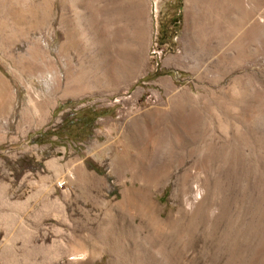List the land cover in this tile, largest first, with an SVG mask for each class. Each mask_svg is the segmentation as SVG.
Here are the masks:
<instances>
[{"label": "rangeland", "instance_id": "obj_1", "mask_svg": "<svg viewBox=\"0 0 264 264\" xmlns=\"http://www.w3.org/2000/svg\"><path fill=\"white\" fill-rule=\"evenodd\" d=\"M33 1L46 11L26 18L33 29L8 33L11 47L0 30V264H72L52 246L71 231L56 217L53 198L61 205L65 195L74 199L69 208H77L65 211L95 225L114 211L123 191L137 198L127 208L135 224L137 211L154 200L163 208L161 219L170 213L183 218L181 229L190 235L183 264H247L253 258L264 264V145L244 148L235 165L214 166L201 203L204 208L213 201L212 213L179 215L181 198L172 196L182 169L175 159L191 152L198 157L212 137L213 144L223 138L228 144L241 130L235 126L250 127L264 104V34L244 59L218 66L242 34L241 12L254 6L197 0L195 29L187 31L190 0H120L130 13L139 62L119 78L106 60L119 43L110 0ZM11 2V18L21 26L29 0ZM33 41L36 53L28 60L22 54ZM66 77L71 86L65 87ZM118 159L138 161L146 183H136L129 172L118 179ZM60 180L66 183L57 186ZM34 244L40 252L25 260ZM109 258L99 246L92 264H109Z\"/></svg>", "mask_w": 264, "mask_h": 264}, {"label": "bare ground", "instance_id": "obj_2", "mask_svg": "<svg viewBox=\"0 0 264 264\" xmlns=\"http://www.w3.org/2000/svg\"><path fill=\"white\" fill-rule=\"evenodd\" d=\"M7 1L8 3L10 2V4L6 5L5 2L3 3L1 2L0 4V30L4 35V37L6 38L3 39L2 43L11 47V42L9 41L8 33L15 32L17 29L18 30L22 29V27L24 26H27L28 29H33V26L27 23L26 18L28 16L30 17L32 15H36L38 14V12L45 14L46 11L41 5H39L41 7L37 8L35 2L34 1L31 2L32 0H29L28 2L29 5L24 4L22 10L20 11L22 13L23 19H25L26 22L23 21L24 23L21 26L20 25L16 26L15 22H13L14 20L11 18L14 15L13 2H11L12 0H7ZM239 1L241 5H244L242 7L240 5L242 9H245L246 8L245 6H249V5H250L249 7L251 6L254 7L253 8L251 7L252 8L250 10L251 12L246 14H245L246 11L244 13L240 11L242 14H240L239 30L242 32V34L241 35L239 34L240 37L235 41L236 43L233 45V49L230 52H228L226 56H220L218 58L219 59L218 66L221 62H223L224 64H234V63H238V61H241V59H244L246 55H248V53L250 52V47L252 45H255L258 49L259 41H257L256 39H258L257 37L259 35L264 34V26L260 25L261 20L263 21L264 19V0H239ZM197 2L198 1L195 0V4H194L193 1L190 0V5L188 7L189 10L187 15V23H186L187 29L185 28L187 31L191 29L193 30L194 28L191 17H193L198 11L197 8L199 5L197 4ZM122 3L123 2H121L120 0H110L108 2V4H110L113 8L112 15H113L114 23L116 24L115 31L117 33L119 43H118V51L116 52V54H114L110 58H107L106 60H108V62L110 61L111 64L112 63L114 64L116 74L117 76L119 75V78L122 77L124 78V75L127 74L132 67H136L137 63L139 62L137 59L136 48L134 44V42L136 41L135 38L136 35L134 31H132V29H130L128 26L130 24V16H129L130 13H126L127 11L123 10L124 7H122L123 6L121 5ZM101 6L104 7V1L103 4H100V9H102ZM219 7L220 6H218V8ZM69 29L67 28V30ZM62 33H66L65 30ZM245 34H248V38L244 36ZM63 37H66V34H64ZM62 44L65 45V42L64 43L62 42ZM34 45H35L34 41L28 43V46L25 49V54L23 53L22 56L24 57L26 55L27 59L31 60L33 50L34 52L36 51ZM252 51L253 50H251V52ZM35 60L36 59H33V61ZM110 75H112V73ZM70 82L72 81H70L66 77L64 79L65 87L69 86ZM263 105L264 104L262 103V106H260V109H258V113L256 117H254L253 122L250 123L251 125L250 127L249 124H245L244 122H242L241 124H237L235 126L236 130H240V129L241 130L237 136L234 135L228 138L231 139V141L228 140V144L225 138L223 139L221 138L222 140H220V142L218 143L216 142L217 144H213L215 138L212 137L210 138L208 143H206L208 146H205L203 149H201L202 151L200 150V155L198 157L194 156L192 152L179 155L177 161L175 159L176 156L173 157L172 160L175 159L176 165L180 167L182 166V169L180 170V173L177 178V185L175 191L174 193H172V196L174 198L177 199L178 197L181 198L179 199L183 207L180 209L178 213L179 215H182L180 214V212L183 210L184 216L187 215L190 218H192L194 215L199 214L201 210H204L203 211L204 214L206 213L209 214L212 213L213 210H216L213 201H210L209 203H207V206L201 208V203L204 201L205 192L207 190L206 188L209 184L208 183L209 176L213 171L214 166L216 168L219 167V164L223 165L224 163V165H226V163L229 164L236 163L237 160H239L241 156L244 154L243 152V150H245L244 148L246 147L250 148L251 146H255L254 144H259L262 145L263 147L264 134L263 135L258 134L257 133L258 131L256 130V126H255V124H258L261 126V128H264ZM34 107L31 109H26L25 112L33 111ZM246 120H248V123L250 122L249 117H247ZM260 132L264 133V131H260ZM131 140L135 141L133 139ZM259 145L258 147L260 148ZM193 156L194 158L195 157L196 158L193 159L192 158ZM189 160L193 163V165H188L186 167L185 165L188 163ZM115 166L116 167L114 169V174H116L118 179L123 178L124 175L127 172H129L131 173L136 183L139 182L143 184L146 183L147 181L146 170L140 166L138 161L132 164H127L124 161L118 159L117 165ZM200 174H201V178L199 177L200 179L196 180L197 176ZM192 179L195 180L192 181L191 187L188 188L187 186L188 184H190L189 182ZM65 183H66L65 181L60 180V182H57L56 185L61 186ZM50 187L53 191L56 190V187L54 185H51ZM72 194H73L72 197L74 198L75 197L74 192H72ZM262 197H263L262 205H264V193ZM63 199L65 200V201L63 200L65 203L61 205L60 201H56L54 198L52 200V198L49 196V200H52L51 202H53L54 204H58V206L55 205L57 207V212L59 213L58 216L56 215V217L60 216L64 222H67L71 231H70V235L66 238V240L60 241L59 243H53L52 246L55 247V250L58 252V255H61V257H68V259L72 261V264H92L93 259L96 255V249L99 246H102V248L108 252L110 256L109 264H183L184 263V261H182L181 259L183 253L182 251H184L186 246L188 245V240H189L188 238L190 235L188 234L187 230L183 228L181 229L182 226L180 219L182 218L181 216L179 217L178 215H171L170 213L169 215H167V217L163 219L160 218L163 208L160 206L157 200H154L152 205L151 204L144 205L143 207L140 208V210L137 211L136 215L139 219V222L135 224V221L132 218L127 217L128 216L127 213L129 212L127 208L129 207V205L136 202L135 200L137 198L135 196L130 195L129 191H123L122 200L113 204L114 211L111 214H108L109 212L106 213V217H102L94 225L92 223L90 224L89 220L86 217L85 220L81 218L77 219V217H75L73 213L70 214L66 212L65 210H75L77 206H75L74 208H69L71 203H73L74 199L67 201L66 200L67 195H65ZM20 200L22 199L20 198ZM112 202L113 201L110 200L108 204H111ZM66 204L67 206H65ZM160 220H161L160 223L161 226L159 228L162 229V233H159V231L157 232L156 230L158 227L155 226L156 222L158 223V221ZM144 228L151 229L150 232L152 233L145 234L143 231ZM17 248L18 247H16V249ZM26 252H27L26 254L23 253V258H25V260L34 259L40 252V246L34 244L30 246V249H28V251ZM255 263L256 260L255 258H253L251 261L249 260L247 264H255Z\"/></svg>", "mask_w": 264, "mask_h": 264}, {"label": "trees", "instance_id": "obj_3", "mask_svg": "<svg viewBox=\"0 0 264 264\" xmlns=\"http://www.w3.org/2000/svg\"><path fill=\"white\" fill-rule=\"evenodd\" d=\"M96 116V115H95Z\"/></svg>", "mask_w": 264, "mask_h": 264}]
</instances>
